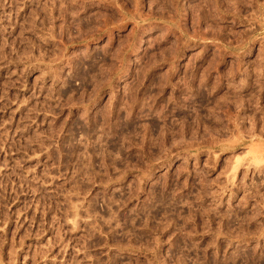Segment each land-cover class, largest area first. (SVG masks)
<instances>
[{
  "label": "rangeland",
  "instance_id": "374dc122",
  "mask_svg": "<svg viewBox=\"0 0 264 264\" xmlns=\"http://www.w3.org/2000/svg\"><path fill=\"white\" fill-rule=\"evenodd\" d=\"M0 264H264V0H0Z\"/></svg>",
  "mask_w": 264,
  "mask_h": 264
}]
</instances>
